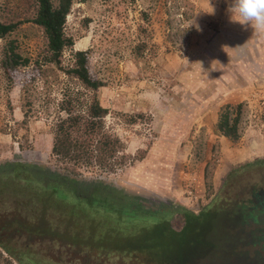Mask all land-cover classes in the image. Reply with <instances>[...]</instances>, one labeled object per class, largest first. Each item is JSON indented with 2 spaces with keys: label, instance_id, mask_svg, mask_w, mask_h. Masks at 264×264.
Instances as JSON below:
<instances>
[{
  "label": "rangeland",
  "instance_id": "obj_1",
  "mask_svg": "<svg viewBox=\"0 0 264 264\" xmlns=\"http://www.w3.org/2000/svg\"><path fill=\"white\" fill-rule=\"evenodd\" d=\"M230 6L231 0H71L63 29L73 44L62 50L60 65L69 63L70 51L87 49L89 74L102 83L95 94L107 109L104 129L122 143L116 156H125L113 171L81 166V176L196 211L228 169L264 156V33L236 22ZM30 7L28 0H0V18L23 19ZM7 38L27 64L10 83L0 69V161L58 167L50 153L52 126L63 114L58 102L84 90L42 59L45 40L36 25L23 21ZM238 101L239 138L230 142L214 122L222 104ZM45 215L44 223L53 216V227L72 231V218ZM169 222L177 229L181 218L172 214ZM30 246L54 262L92 264L78 246ZM7 259L0 249V264Z\"/></svg>",
  "mask_w": 264,
  "mask_h": 264
},
{
  "label": "trees",
  "instance_id": "obj_2",
  "mask_svg": "<svg viewBox=\"0 0 264 264\" xmlns=\"http://www.w3.org/2000/svg\"><path fill=\"white\" fill-rule=\"evenodd\" d=\"M28 1L31 7L23 19L0 18V69L6 81L10 83L14 72L27 64L15 40L7 38L24 21L42 32V59L57 65L84 92L63 95L57 105L63 114L53 123L50 153L60 166L0 161V249L8 256L6 264H66L62 258L54 262L31 251L33 242L44 249L78 246L92 264H261L264 156L228 169L215 192L203 195L204 203L196 211L179 202L154 204L153 198L123 184L80 175L79 167L92 164L113 171L125 160L124 155L116 156L123 146L104 129L107 109L95 94L102 83L89 74L87 49L70 51L69 63L60 65L62 50L73 44L63 29L71 0ZM242 110L240 101L222 104L215 131L236 142ZM143 153L139 151L137 158ZM204 187L207 193L205 181ZM63 208L66 211H57ZM158 210L164 215L161 219L156 218ZM48 211L72 218V231L79 228L72 232L53 227ZM45 212L46 223L40 220ZM172 214L181 218L177 229L169 222Z\"/></svg>",
  "mask_w": 264,
  "mask_h": 264
},
{
  "label": "clouds",
  "instance_id": "obj_3",
  "mask_svg": "<svg viewBox=\"0 0 264 264\" xmlns=\"http://www.w3.org/2000/svg\"><path fill=\"white\" fill-rule=\"evenodd\" d=\"M230 11L236 22L251 23L258 32L264 33V0H231Z\"/></svg>",
  "mask_w": 264,
  "mask_h": 264
},
{
  "label": "flooded vegetation",
  "instance_id": "obj_4",
  "mask_svg": "<svg viewBox=\"0 0 264 264\" xmlns=\"http://www.w3.org/2000/svg\"><path fill=\"white\" fill-rule=\"evenodd\" d=\"M154 198H157V196H154ZM155 200L156 199H152V201L154 202V204H156L158 202V200H156V201ZM260 261H261V264H264V250H262V255L260 256Z\"/></svg>",
  "mask_w": 264,
  "mask_h": 264
},
{
  "label": "crops",
  "instance_id": "obj_5",
  "mask_svg": "<svg viewBox=\"0 0 264 264\" xmlns=\"http://www.w3.org/2000/svg\"><path fill=\"white\" fill-rule=\"evenodd\" d=\"M220 135V134H219ZM223 138V137H222ZM196 181L195 187L197 188L198 186V179H194ZM218 184V182L216 183V185ZM189 198H187L186 200H188Z\"/></svg>",
  "mask_w": 264,
  "mask_h": 264
}]
</instances>
